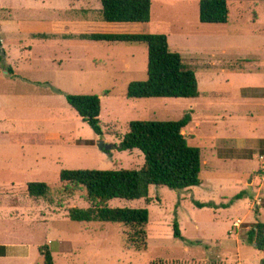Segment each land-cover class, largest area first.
I'll list each match as a JSON object with an SVG mask.
<instances>
[{
  "label": "rangeland",
  "instance_id": "obj_1",
  "mask_svg": "<svg viewBox=\"0 0 264 264\" xmlns=\"http://www.w3.org/2000/svg\"><path fill=\"white\" fill-rule=\"evenodd\" d=\"M6 1L0 19L18 22L64 17L71 3L78 8L90 2L93 9L75 16L96 11L95 0ZM198 1L151 0L150 10L170 51L195 72V98L126 96L130 81L147 77L144 43L3 34L8 58L0 62V245L9 251L5 246L0 264H43V250L54 264H259L261 252L244 238L252 224L264 221V1L230 2L224 24L201 23ZM65 93L99 97L102 135L82 121ZM189 108L187 143L200 148V184L181 191L150 186L148 201L106 202L147 209L144 249L127 245L133 230L121 223L68 218L69 208L90 203L83 187L60 182V170L140 168V150L119 149L129 122L177 120ZM98 140L108 149H100ZM28 181L47 183V195L29 196ZM236 218L238 228L232 226ZM173 222L182 238L174 237Z\"/></svg>",
  "mask_w": 264,
  "mask_h": 264
},
{
  "label": "trees",
  "instance_id": "obj_2",
  "mask_svg": "<svg viewBox=\"0 0 264 264\" xmlns=\"http://www.w3.org/2000/svg\"><path fill=\"white\" fill-rule=\"evenodd\" d=\"M239 0H199L198 19L201 23H226L229 2ZM264 1V0H248ZM101 18L107 22H140L149 20L151 0H99ZM82 38L94 41L144 43L147 49L145 80H133L127 84L129 98L183 97L200 95L195 72L182 61L178 52L170 51L163 33H88ZM61 93L58 89H53ZM67 103L97 135H102L98 116L100 99L94 94H64ZM193 110L187 109L177 120H132L122 136L119 149L136 148L141 151L144 163L137 169H62V183L79 185L85 190L86 208L71 207L68 218L72 221L117 222L128 226L133 234L126 243L134 249L146 247L145 226L148 222L146 208L109 207L106 202L113 198H148L150 186H166L181 191L200 184V148L187 143V128ZM47 183L28 181L26 192L31 197H45ZM240 193L234 198H239ZM199 207L207 203L196 202ZM173 234L182 238L176 222ZM134 236V237H133ZM245 241L261 252L259 264H264V221H257L245 232ZM4 246L0 245V255ZM43 264H54L49 250L41 251Z\"/></svg>",
  "mask_w": 264,
  "mask_h": 264
},
{
  "label": "crops",
  "instance_id": "obj_3",
  "mask_svg": "<svg viewBox=\"0 0 264 264\" xmlns=\"http://www.w3.org/2000/svg\"><path fill=\"white\" fill-rule=\"evenodd\" d=\"M3 1L6 3V5L8 7L9 3L6 0H0V4ZM8 1L10 2V0H8ZM71 1H74V3H76L79 0H71ZM239 1H241V0H239ZM245 1H248V0H245ZM21 2L26 3L27 5H29V4L35 5L37 0H21ZM95 2H96V11H92L94 13L92 15L91 14L88 15V17L81 16V15L75 16V14H76V10H80V11L84 10L87 12H89L90 8H91V10H93L92 7L89 5L90 2H85V3H88L85 5H82V4L78 5V8H77V6L72 5L73 3H71V5L65 9L64 17H61V16L46 17V16H44L41 18H35L36 20H30V21L29 20H21L20 22H18L15 19H11V18L0 19V25L2 27V32H0V52L4 56L3 59L0 56V62H7L6 60L8 58V53L3 48V45H5L4 44L5 39H3V34H8V35L14 36V38H17V39H24V38L28 39V37H31V39H34L35 37L58 36V35H67L68 34V35L74 36L77 39L85 40L86 38H80L78 36H80L81 34H88V33H163V31H159V29L156 25H153V23H152L153 19H152V12L151 11H150L149 20L147 22H144V23H140V22H107V21L102 20V18H101V12H100L101 5L99 6L97 0H95ZM230 2H232V1H230ZM83 6H87V7L84 8ZM5 7H6L5 5H2V4L0 5V9H4ZM150 10H151V6H150ZM66 12H73L74 14L72 16V14H70V13L66 14ZM216 24H224V23H216ZM4 27H6V28L3 29ZM166 37L168 38L167 35H166ZM26 39H24V40H26ZM86 40H88V39H86ZM91 41H94V40H91ZM94 42L101 43V42H108V41H94ZM127 44H130V43H127ZM22 61H26V59H24ZM8 70L12 72L11 67H9ZM221 135H219V136H221ZM221 139H226V138L221 137ZM259 139H264V137L259 138ZM223 144H226L225 141L223 142ZM223 149H225V145L223 146ZM232 149L233 148L230 146V148L228 149L229 152H231ZM233 158H236V157L233 156ZM11 185H12V183H11ZM0 188H1V185H0ZM0 201H1V199H0ZM2 203L3 202H0V206ZM216 210H217V208H216ZM240 219L236 218L235 220H233L232 226H234L233 224L236 220H240ZM232 226L230 228H232ZM238 227H236V228H238ZM229 231L231 232V229H229ZM182 236H183V234H182ZM5 251L6 252L9 251L7 246L5 247Z\"/></svg>",
  "mask_w": 264,
  "mask_h": 264
},
{
  "label": "water",
  "instance_id": "obj_4",
  "mask_svg": "<svg viewBox=\"0 0 264 264\" xmlns=\"http://www.w3.org/2000/svg\"><path fill=\"white\" fill-rule=\"evenodd\" d=\"M97 145H98V147H99L100 149H102V150L108 149V147L105 146V144L103 143L102 140H98Z\"/></svg>",
  "mask_w": 264,
  "mask_h": 264
},
{
  "label": "built area",
  "instance_id": "obj_5",
  "mask_svg": "<svg viewBox=\"0 0 264 264\" xmlns=\"http://www.w3.org/2000/svg\"><path fill=\"white\" fill-rule=\"evenodd\" d=\"M240 223H241L240 220H236V221L234 222L233 225H234L235 227H238Z\"/></svg>",
  "mask_w": 264,
  "mask_h": 264
}]
</instances>
